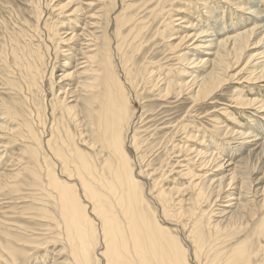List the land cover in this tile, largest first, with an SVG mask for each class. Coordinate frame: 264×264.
Returning a JSON list of instances; mask_svg holds the SVG:
<instances>
[{"label": "bare ground", "instance_id": "1", "mask_svg": "<svg viewBox=\"0 0 264 264\" xmlns=\"http://www.w3.org/2000/svg\"><path fill=\"white\" fill-rule=\"evenodd\" d=\"M95 1L104 0H74L72 7L64 13L66 17L73 18L69 20L73 26L70 32L64 30L61 33L59 41L66 44V48L64 51L56 47L54 60L58 59V51L59 54H67L64 60L67 62L62 66H69L68 69L71 71L60 76L58 84L61 85L58 89L54 90L51 86L52 99L48 111L47 108L43 109L42 114L40 110H30L28 107H31V103L27 107L26 111L30 113L32 125L37 121L38 129L41 126L46 130L48 128L47 137L43 139V130L37 134L33 131L28 113L17 112L11 105L5 106V113L3 112L10 119L9 126L0 122V128H18V134L14 138H27L31 141L24 152L31 161L38 162L37 179L40 180L42 175L47 182L45 187L40 182L37 183V191H46L47 198L51 199V202H48L44 196L37 200L39 203L37 211L40 213L37 217L47 222L53 221L56 228L62 226L63 233L67 234L66 252L71 261L69 262L67 258L61 260L59 255L64 250L62 248L56 253L48 250L41 260L37 256V264L58 262L99 264L100 260H103L104 264H190L188 252H191L195 259L209 254L214 258L220 254L219 246L230 238V231L234 228L230 226L231 219L243 214L251 221L256 214L255 210L251 209L254 208L253 197H262L259 202L260 208L264 207L262 191L264 189L259 188L260 179L249 181L245 174L246 165H242L241 162L228 178H225L227 175L221 177L224 164L232 160L230 156L222 159L223 152L218 151L217 140L214 144L210 135L209 140L204 141L205 136L198 138L192 132V134L187 132L186 140L193 145H187L182 150L188 153V164L194 166L185 167L184 170V176L189 178L188 183L191 186L188 185V188H168L163 185L155 188L153 184L140 186L143 182L139 179H148L150 175L141 167L135 171L130 166V156L124 147V133L129 129L132 119L128 90H135L139 78L144 88L150 93L156 90L160 98L187 95L192 106L207 102L218 88L226 85L227 81L234 80L237 74L250 64L251 58H248L244 66L233 74L234 66L245 53L249 40L260 38L263 42L264 30L254 31L255 24L260 18L258 10L254 5H252L254 8L244 9L239 2L233 3L234 11L242 14L246 25L242 28V24H239L242 29L231 25L227 30L221 22L223 17L217 19L205 0L201 8H198L199 12L194 8L196 12L188 16L185 15L187 10L184 7L189 6L191 0H149L153 5L148 10L147 17H151L147 21H139L135 13L128 16L131 21L125 20L123 11L126 14L127 10L134 9L137 12L140 8L135 4L123 6L133 0H122L121 6L124 10L121 13L112 12L117 0H110L111 12H102L100 8L87 16L84 9ZM168 8H172V11H168ZM202 11L205 13H201ZM165 16L172 24H176L169 29L166 28L167 24L165 30L160 32L159 29L156 33L157 37L167 42L168 48L173 52L171 54L174 55L177 64H180L177 72L182 78L181 81L168 80L161 64L150 62L136 76L128 67H123L124 83L120 78L121 65L118 63L121 46L125 42L121 38L120 26L134 22L128 34L132 44H135L151 26L164 25V22L162 24L161 22ZM190 16H194V21H198V24H194ZM203 16L206 20H203ZM79 18H82V27L74 22H79ZM103 21L106 25L105 30L101 29ZM260 21L262 22L261 19ZM250 24L252 27L247 28ZM111 25L113 30L110 28ZM260 25L259 22L258 26ZM42 27L46 29L49 40L52 41L57 36L54 24L49 26L44 20ZM255 46L257 45L251 42L248 50ZM41 58L40 52H37V61ZM263 58L260 57L251 66L252 73L259 71H257L259 79H264ZM33 60L34 57L30 56L31 63L29 61L25 68L29 74L31 73L32 83L37 87V78L44 76L45 72H41L38 67L36 70ZM53 70L54 67L51 68V76ZM170 71L171 69H168L167 73ZM72 77L77 79L76 86L64 85L63 80ZM245 98L237 94L231 96L230 100L234 108L242 110L252 108L255 112L264 113V100ZM221 111L227 116L230 115L227 108ZM44 118L46 121L48 118L47 127ZM259 126L260 129H257L255 134L244 128L233 134L230 132L239 140L236 141L238 142L236 148L238 152H242V156L245 152L253 154L259 152V155L264 153V140L261 141L259 137L264 133V116H261ZM59 128L63 131H59ZM68 128H79L78 136L80 143L85 146V151L74 143L73 134ZM56 132L67 142L62 146L65 153L57 146L58 138L62 144L64 141L60 136H56ZM134 144L133 142V146ZM248 158L247 156L245 161ZM242 160L244 161V158ZM53 162L57 163V169ZM8 174L0 175L2 187L9 179L12 180L19 175ZM206 198L212 209H214L212 203L216 204V207L222 205L220 206L222 208L219 212L216 209L211 210V221L204 224L201 223L204 214L200 207ZM174 203L177 208L172 211ZM51 207L56 209L57 221L53 218ZM50 224L43 225L50 230ZM168 226L175 229L172 230ZM1 230L5 238L12 236L9 235L8 229ZM254 234L264 239V218ZM11 238L14 244H17L15 247L5 249L11 262L14 264L18 258L28 260L29 257L20 246H27L29 240L17 236ZM183 240L188 243V249L184 248ZM97 244L102 246L100 251L96 250ZM246 244V240L242 241L230 251H226L221 264H251L249 257L252 252L246 250ZM39 245L41 244L37 243V250ZM51 252L52 255H49ZM0 259L3 261V258ZM258 264L264 263L259 260Z\"/></svg>", "mask_w": 264, "mask_h": 264}, {"label": "rangeland", "instance_id": "2", "mask_svg": "<svg viewBox=\"0 0 264 264\" xmlns=\"http://www.w3.org/2000/svg\"><path fill=\"white\" fill-rule=\"evenodd\" d=\"M249 1L250 0H205L213 10V15L218 17L217 19L221 16L223 17L221 22H223L227 30L230 29L231 25H235L234 27L237 26L238 28L240 27L239 24H242V28L246 25V21L242 18V14L234 11L235 6H232L233 3L239 2L244 9L254 8L252 7V5H254L255 9L258 10V18L260 16L259 21L255 24L254 31L258 32V30H264V0ZM121 2L122 0L116 1V7L112 12L121 13L126 5L133 6L135 4L140 7L137 12L131 9V11H125L126 14H124L123 11L126 21H131V18H128V16L134 15L133 13L137 15L136 18L139 21L150 20L149 18L151 16L147 17V14L149 8H151L153 4H150L149 0H133L131 3L124 4V7L121 6ZM190 2L189 4L193 5L184 7L187 10L185 12L186 16L195 13L196 10L194 8H197V12H199L198 8H201L204 4V0H191ZM228 2L229 4L227 5L226 3ZM73 4L74 0H0V122H3L4 125L9 126L10 122L7 115H4L5 106L7 105L15 107L17 112L22 111L26 114L28 113L26 110H28L27 107L30 103L32 104L31 107H28L30 110H40L42 113L43 109L47 108L48 111L52 99L51 86L54 90L58 89L61 85L60 83L58 84L60 76L71 71L68 69L69 66H62L64 62H67L64 61L67 54H59L60 51H58V59L56 61L54 60V50L57 47L65 51L66 44L60 42L59 38L64 30H69L70 32V29H72L73 24L70 23L69 20L73 18L66 17L67 15L64 13L67 9H70ZM100 8L102 12H111L112 7H110V0H104L102 2L95 1L87 6L84 12L89 16ZM171 9L168 8V11H172ZM203 11L201 13H205ZM204 16L203 20H206ZM190 17L194 24H198V21H194V16ZM44 20L48 22L49 26L54 24L56 28L57 36H55L52 41L49 40L50 37L48 38V33L45 31L46 29L42 27V22ZM78 20L79 22L74 21L75 24L82 27V18ZM162 20L161 24L164 22V25L161 26L157 24L159 26H151L148 29L149 31L146 30L144 32L142 39L137 40L135 44H132V40L128 34L130 28L134 26V22H130L131 24H126L123 27L120 26L121 38L125 40V42L122 43L121 55H119L118 63L121 65L119 68L120 78L124 83L125 81L122 75L123 67H128L136 76L137 74L139 75L140 70L148 66L150 62L157 65L161 64L162 68L166 71L165 73L167 74L168 80L181 81L182 78L178 76L179 74L177 72V69L181 67L180 64H177L174 55L171 54L173 52L168 48L167 42L161 37H157L158 34L156 33L159 29L160 32H162L161 30H165L167 24L168 26L166 28L169 29L176 23L172 24V21L170 22L166 19V16L165 18L163 17ZM237 20H240V22ZM259 22L261 23L260 26H258ZM208 23H210L209 20ZM251 27L252 24L247 26V28ZM110 28L113 30V25H111ZM101 29H106L104 21L101 22ZM251 42L257 46L248 50ZM37 52H40L42 57L39 61H37ZM30 56L34 57L33 61L36 64V70L38 67L41 72H45L44 76L37 78V87L32 83L31 73L29 74L25 68L30 61ZM260 57H264V40L261 42L260 38H253L249 40L246 45L245 53L241 55L240 60L234 66L235 71L233 74L244 66V62L248 58H251L250 64L244 67L234 80L231 79L227 81L226 85L218 88L212 98L207 100V102L199 103L198 105L195 104L193 106L187 95L183 97L170 96L163 99L158 96L156 90L150 93L147 88L143 87L140 79H137L135 90H128L131 102L129 109L132 112V119L129 129L125 130L124 133V147L130 156V166L135 171L141 167L142 170H145L150 175L148 179H139L143 182L140 186H150L151 184H153L155 188L162 185L168 188H188L191 186V184L188 183L189 178L184 176V170L185 167L192 168L194 166H191V163V165L188 164V153L182 149L187 145H193L192 142H187L185 137L187 132H192L193 135H196L198 138L205 136L206 140L204 141L209 140L211 136L214 140V144L217 142L216 148L218 151L223 152L222 159L228 156L232 159L227 163L224 162V171H221V177L227 175L225 178H228L232 170L241 162L242 165H246V171H244L246 176L249 177V181L260 179L259 188L261 190L264 189V153L259 155V152H255V154L248 152L249 155L245 152L242 156V152H238L236 148L238 143L236 141L239 140H237L235 136H232V134L240 130V128H244L250 133H257L255 131L260 129V118L264 116V113L255 112L252 108H246L244 110L241 108H234V104L232 100H230L231 96L237 94L249 100H253V98L264 100V79H259V75H257L258 70L252 73L251 69V66L255 64L256 60H259ZM52 67H54L53 76L50 74ZM168 69H171L169 73H167ZM76 80V78L72 77V79L63 80V82L65 81L64 85L74 87L76 86ZM226 108L228 110L227 113L230 114L228 116L221 111ZM19 115H21V113H19ZM32 118L33 116H31V119ZM28 119L30 120V113H28ZM43 121L47 127L48 118L47 121L45 118ZM30 122L32 125L31 120ZM216 126L217 128L215 129ZM32 127L36 134L38 131L41 133L43 130V139L47 137L46 131L48 128L46 130V128L43 129L41 126L38 129L37 121L33 122ZM10 129L0 128V175H7L8 173V175L15 173L19 175L17 174L18 176L12 180L9 179L5 186L2 187L0 185V189H3L0 191V258H3V261L0 259V264H13L5 251L6 248L15 247L17 245L14 244L11 238L13 236L25 237L29 240L27 246H20L29 259L18 258L14 264H37V256L38 259L41 260L46 256L48 250H52L53 253H56L62 248L64 250L60 252L59 257H61V260L68 259L66 252L68 249V243L66 241L67 234L63 233L61 229L62 226L56 228L53 221L47 222L37 217V214H40L37 211V205L39 204L37 200L44 198V196L45 200H48V202H51V199L47 198L46 191H37L38 182H40L43 187L46 186L47 182L42 175H40V180L37 179V175L39 174L37 169L38 162L31 161L27 153L24 152L31 141L27 138H14V136L18 134V128ZM68 129L73 134L74 143L76 145L78 144V147L85 151V146L80 143V138L78 136L79 128ZM59 131H63L62 128H59ZM24 132L23 130V133ZM222 132L226 133L222 134ZM216 133H218V135ZM57 135L64 141L61 134L56 132V136ZM220 135L221 137H219ZM259 137H261V141L264 140V133ZM215 140L217 141L215 142ZM133 142L135 143L134 146ZM65 143L67 142L64 141V144H62L60 138H58L57 146L60 147L61 150L63 148L62 146L66 145ZM62 151L65 153L64 149ZM247 156L249 158L245 161ZM243 158L244 161L242 160V162L241 159ZM53 163H55V169H57V163ZM234 163L237 165H234ZM1 182L0 180V183ZM262 191L264 194V190ZM253 199L255 201L253 202L254 208L251 209L252 211L255 210V217L249 221V217L242 214L243 216L241 215L231 219L230 226L234 228L230 231L229 240L225 244L219 246L220 254L214 258H211V254H209L195 259L194 255L188 252L190 264H221L224 261L226 251H230L238 243L245 240L247 241L246 250L252 252L249 257L250 263L258 264L259 260H262L264 263V239L254 234L260 221L264 218V207L260 208L261 203L259 202L262 197H253ZM212 206L214 209L210 207L208 198L202 203L200 209L204 217L201 223L205 224L210 220V216H212L211 210L215 211L216 209L219 212L220 208H222L220 207L222 205L216 207V204L214 205L213 203ZM48 207L49 206H47V208ZM176 208L177 206L174 203L171 210L173 211ZM50 210L51 213L54 214L53 218L57 221L58 215L55 213L56 209L51 207ZM46 223H51L49 225L50 230H47L44 226ZM1 228L8 229L10 232L9 235L12 236L5 238ZM168 228L172 230L175 229L174 227L172 228V226H168ZM37 243L41 244L38 246V250L36 247ZM183 244L184 248L188 249L186 240H183ZM1 246L3 248H1ZM101 247V245L97 244L96 250L100 251ZM49 255H52V252ZM31 259H33V261ZM68 261H71L70 257ZM59 263L60 262L57 264ZM99 264H104V261L100 260Z\"/></svg>", "mask_w": 264, "mask_h": 264}]
</instances>
